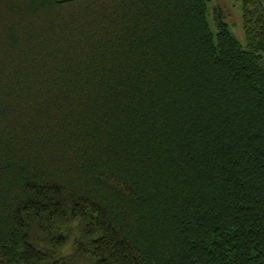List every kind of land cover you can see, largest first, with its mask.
Instances as JSON below:
<instances>
[{"label":"trees","instance_id":"1","mask_svg":"<svg viewBox=\"0 0 264 264\" xmlns=\"http://www.w3.org/2000/svg\"><path fill=\"white\" fill-rule=\"evenodd\" d=\"M0 0V264H264V0Z\"/></svg>","mask_w":264,"mask_h":264},{"label":"rangeland","instance_id":"2","mask_svg":"<svg viewBox=\"0 0 264 264\" xmlns=\"http://www.w3.org/2000/svg\"><path fill=\"white\" fill-rule=\"evenodd\" d=\"M214 4L221 6L230 30L235 35L236 40L245 46V35L242 27L239 2L234 0H208L209 22L212 28H214L212 20V8Z\"/></svg>","mask_w":264,"mask_h":264}]
</instances>
